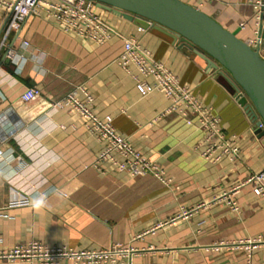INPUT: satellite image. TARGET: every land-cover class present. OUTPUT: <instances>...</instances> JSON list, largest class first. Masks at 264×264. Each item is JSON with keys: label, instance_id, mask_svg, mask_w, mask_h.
Wrapping results in <instances>:
<instances>
[{"label": "crops", "instance_id": "0c3cea01", "mask_svg": "<svg viewBox=\"0 0 264 264\" xmlns=\"http://www.w3.org/2000/svg\"><path fill=\"white\" fill-rule=\"evenodd\" d=\"M182 1L243 41L260 31L264 43V24L259 28L254 19L258 0ZM95 10L115 31L103 45L33 15L9 39L15 48L28 41L32 56L15 65L5 47L1 52L0 252L30 242L77 252L121 244L132 253L115 264H264V197L244 184L264 169V137L255 133L247 111L227 81L188 48ZM5 21L0 7V39ZM129 39L220 120L225 137L236 139L235 159L206 158L205 131L190 112L187 117L166 112L170 102L159 91L140 95L138 80L154 79L120 63ZM80 86L93 97L92 111L100 119L110 117L120 135L165 171L169 183L133 177L109 161L95 167L108 143L86 128L80 113L53 107ZM32 87L39 96L22 101L20 93ZM78 97L85 102L82 90ZM0 264L40 263L0 259Z\"/></svg>", "mask_w": 264, "mask_h": 264}, {"label": "built area", "instance_id": "2783aa9c", "mask_svg": "<svg viewBox=\"0 0 264 264\" xmlns=\"http://www.w3.org/2000/svg\"><path fill=\"white\" fill-rule=\"evenodd\" d=\"M95 6V2L91 0H0V7L6 12V21L0 39V55L5 47L6 57L15 65L32 56V46L28 41H22L20 46L15 48L9 46V39L14 34L19 35L28 19L33 15L52 20L64 32L89 39L97 45L109 42L115 36V31L96 12ZM253 6L255 9L254 19L258 27L262 28L264 0L256 1ZM246 28L247 23H242L239 26L242 31ZM247 43L251 47L259 49L260 55L264 57V43H262L260 31L256 32L255 39H251ZM119 61L124 67L134 65L143 76L154 79L153 84L138 80L136 87L141 96L159 91L170 102L166 112H178L185 117L190 112L198 120L206 134L204 143L207 144V149L203 154L206 158L216 156V160H218L225 155L235 159L238 156L240 150L236 139L225 137L220 120L194 97L189 87L181 85L168 69L155 62L150 53L143 49L138 42L133 39L125 40L124 51ZM79 90L85 94V102L79 99ZM39 94V89L32 87L26 88L19 97L22 101L28 102L38 97ZM92 102L93 97L80 86L55 102L53 107L56 109L67 108L80 113L86 120V128L108 143L107 148L98 156L95 167H100L109 161L120 171H125L133 177L151 175L164 184L169 183L170 180L167 179L165 171L147 160L131 145L128 138L120 135L114 128L113 120L110 117L100 119L92 111ZM258 121L261 119L259 118ZM252 122L255 126L256 122L254 120ZM258 128L264 130V124L261 123ZM116 156L121 160H118ZM4 159L5 151L0 147V176ZM244 184L252 185L255 193L264 197V169L251 175ZM229 203H231L233 211L238 210L234 202ZM131 253V249L121 244L113 245L105 250L77 252L67 249H51L38 242H30L18 245L10 251L0 252V259L40 264H61L65 259L74 261L75 264H115L119 257H125Z\"/></svg>", "mask_w": 264, "mask_h": 264}, {"label": "water", "instance_id": "95a60500", "mask_svg": "<svg viewBox=\"0 0 264 264\" xmlns=\"http://www.w3.org/2000/svg\"><path fill=\"white\" fill-rule=\"evenodd\" d=\"M142 29L170 37L217 71L229 84L252 120L255 133L264 137V57L259 49L223 28L216 20L182 0H91ZM18 36V35H17ZM261 121H258V119Z\"/></svg>", "mask_w": 264, "mask_h": 264}]
</instances>
